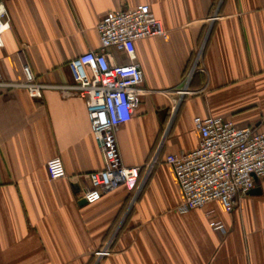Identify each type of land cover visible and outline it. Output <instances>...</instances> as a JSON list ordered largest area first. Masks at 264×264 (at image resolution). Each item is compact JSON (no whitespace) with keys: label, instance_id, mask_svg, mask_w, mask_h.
Segmentation results:
<instances>
[{"label":"crops","instance_id":"1","mask_svg":"<svg viewBox=\"0 0 264 264\" xmlns=\"http://www.w3.org/2000/svg\"><path fill=\"white\" fill-rule=\"evenodd\" d=\"M4 4L11 28L0 46V76L24 82L27 63L50 87L36 98L26 86H0V264H264V178L256 185L261 192L233 209L214 201L181 212L184 194L166 161L198 146L196 116H224L264 131V0ZM139 4H149L166 30L136 42L138 106L118 130L122 161L141 166V178L134 191L122 184L84 203L87 175L104 167L103 154L84 99L56 86L73 83L72 59L101 48L97 25L107 12ZM54 157H61L65 178L50 179ZM216 221L224 228L214 229Z\"/></svg>","mask_w":264,"mask_h":264},{"label":"built area","instance_id":"2","mask_svg":"<svg viewBox=\"0 0 264 264\" xmlns=\"http://www.w3.org/2000/svg\"><path fill=\"white\" fill-rule=\"evenodd\" d=\"M217 13L211 18H217ZM11 28V21L0 0V46L3 33ZM101 48L89 50L68 64L73 83L57 85L64 94L84 99L94 137L103 154L104 167L87 176L90 188L84 199L93 204L106 193L124 184L129 190L138 188L141 166H126L121 157L118 130L129 122L138 106L142 67L137 58L136 42L152 36L166 34L162 21L149 4H139L107 12L97 25ZM112 49L125 55L121 63ZM202 49L186 78L180 95L190 93L189 84L201 62ZM26 80L21 83L6 82L0 76V86L25 87L32 97L41 98L43 90L50 87L38 82L27 63L24 64ZM180 102V101H179ZM194 125L200 133L198 146L184 154H168L166 161L173 166L184 194L178 209L181 212L202 208L220 201L225 208L233 209L240 199L264 178V131L253 125H239L224 116H196ZM157 157L149 163L150 174ZM50 179L67 176L61 157L47 162ZM214 229H223L220 221L212 223ZM108 246L99 257L104 256Z\"/></svg>","mask_w":264,"mask_h":264},{"label":"water","instance_id":"3","mask_svg":"<svg viewBox=\"0 0 264 264\" xmlns=\"http://www.w3.org/2000/svg\"><path fill=\"white\" fill-rule=\"evenodd\" d=\"M260 192H261V188H260V187H255V188H253L249 193H250V194H257V193H260ZM83 202L85 203L86 200L84 199Z\"/></svg>","mask_w":264,"mask_h":264}]
</instances>
